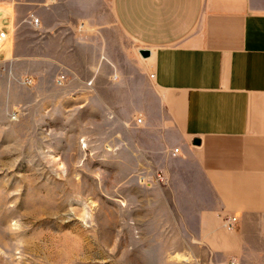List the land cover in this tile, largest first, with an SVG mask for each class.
<instances>
[{
    "label": "rangeland",
    "instance_id": "rangeland-1",
    "mask_svg": "<svg viewBox=\"0 0 264 264\" xmlns=\"http://www.w3.org/2000/svg\"><path fill=\"white\" fill-rule=\"evenodd\" d=\"M100 19L87 9L76 40L0 61V264H132L162 253L147 242L173 240L188 185L177 147L157 152L142 133L151 65L112 0Z\"/></svg>",
    "mask_w": 264,
    "mask_h": 264
},
{
    "label": "crops",
    "instance_id": "crops-1",
    "mask_svg": "<svg viewBox=\"0 0 264 264\" xmlns=\"http://www.w3.org/2000/svg\"><path fill=\"white\" fill-rule=\"evenodd\" d=\"M102 8L103 0H0V61L16 66L38 40H76L86 10L100 23ZM112 10L150 51L142 133L157 152L180 149L188 185L174 195L173 240L147 242L162 253H134L132 264H264V0H112ZM225 216L236 217L233 231Z\"/></svg>",
    "mask_w": 264,
    "mask_h": 264
},
{
    "label": "built area",
    "instance_id": "built-area-1",
    "mask_svg": "<svg viewBox=\"0 0 264 264\" xmlns=\"http://www.w3.org/2000/svg\"><path fill=\"white\" fill-rule=\"evenodd\" d=\"M33 22L36 26H39V24H40V21L38 18H34ZM5 37H6V33L0 32V42H2L5 39ZM153 76L154 75H151V77H153ZM142 121H143L142 118L137 119V122L139 124H141ZM179 151H180L179 148H175V153H179ZM235 222H236L235 216H227L226 218H224V225L229 231H232L234 229Z\"/></svg>",
    "mask_w": 264,
    "mask_h": 264
},
{
    "label": "water",
    "instance_id": "water-1",
    "mask_svg": "<svg viewBox=\"0 0 264 264\" xmlns=\"http://www.w3.org/2000/svg\"><path fill=\"white\" fill-rule=\"evenodd\" d=\"M140 53H141V55L143 57H149L150 56V51L149 50H141ZM196 143L198 144L199 140H196Z\"/></svg>",
    "mask_w": 264,
    "mask_h": 264
}]
</instances>
